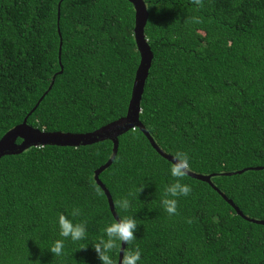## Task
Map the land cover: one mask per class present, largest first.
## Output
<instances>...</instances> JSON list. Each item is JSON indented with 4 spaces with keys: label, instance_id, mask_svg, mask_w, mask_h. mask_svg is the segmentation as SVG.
Instances as JSON below:
<instances>
[{
    "label": "trees",
    "instance_id": "16d2710c",
    "mask_svg": "<svg viewBox=\"0 0 264 264\" xmlns=\"http://www.w3.org/2000/svg\"><path fill=\"white\" fill-rule=\"evenodd\" d=\"M143 1L153 57L139 121L164 152H186L190 171L211 175V184L182 178L191 192L169 215L161 199L176 179L170 161L139 127L118 135L98 179L118 218L137 221L128 247L141 251V264H264V225L224 199L264 221V0ZM133 28L128 0H0V138L28 113L33 127L72 133L123 117L140 59ZM112 146L105 139L0 157V264H101L92 245L114 217L95 170ZM123 197L126 211L116 204ZM60 213L86 233L65 239L55 256L47 249L61 238ZM119 249L109 253L114 264Z\"/></svg>",
    "mask_w": 264,
    "mask_h": 264
},
{
    "label": "water",
    "instance_id": "95a60500",
    "mask_svg": "<svg viewBox=\"0 0 264 264\" xmlns=\"http://www.w3.org/2000/svg\"><path fill=\"white\" fill-rule=\"evenodd\" d=\"M128 1L132 4L134 8L133 35H134L137 51L139 52L140 59H139L138 67L135 71L131 94L125 115L116 120L108 122L93 131L83 132V133H72V132H61V131H45L33 127L26 123L27 115L29 114L28 113L23 118V121L21 123L13 126L11 129L5 132L3 136L0 138V157L4 155L19 154L30 147H40L45 145L75 147L79 145L95 143L105 139L111 140L113 144L111 156L104 164H102L95 170V180L97 184L101 186L107 197L109 208L114 219H118V216L115 213L111 196L108 190L102 184V182L98 179V174L103 169L108 167L109 164L114 159L118 147L117 136L130 128L139 127L148 138L152 147L165 159L169 161L172 160V155L164 152L157 146V144L154 142L153 138L150 136L148 131H146L144 126L139 121L141 96L143 93L144 83L148 75V70L151 65L153 54L147 42V39L145 38L144 35V26L148 16L146 5L143 0H128ZM59 55H60V49H59ZM60 67L61 68L59 72L62 71V66ZM52 83H53V79L51 81V84ZM38 103L39 101L37 102V104ZM37 104L33 107V109L37 106ZM18 138L20 139L19 142H17ZM261 168L262 167H252L251 169L258 170ZM244 170L245 169L238 170L237 173H241ZM233 173L235 172H230L226 174L231 175ZM188 175L193 178L206 181L211 184L210 182L211 175H202L191 171ZM224 199L235 209L237 214L243 217L244 219L264 225L263 220H257L246 217L239 210V208L235 206L232 200L226 198L225 196ZM123 247H125V244H122V248ZM121 256H122L121 249H119L118 264H120Z\"/></svg>",
    "mask_w": 264,
    "mask_h": 264
},
{
    "label": "clouds",
    "instance_id": "9594fccd",
    "mask_svg": "<svg viewBox=\"0 0 264 264\" xmlns=\"http://www.w3.org/2000/svg\"><path fill=\"white\" fill-rule=\"evenodd\" d=\"M193 3L199 4L200 0H193ZM169 167L170 175L176 179L166 187V195L161 199V204L165 212L174 215L177 211V199L175 198L186 197L191 192L189 185L181 183V179L186 177L191 170L189 155L182 151L175 152ZM116 204L120 209L126 211L130 206V201L127 197H123ZM77 214V211H73L72 216ZM56 223L59 228L58 235L61 238L54 240L47 250L55 256H60L64 251L65 239H71L73 242L82 240L85 237L86 226L83 223H75L70 216H66L64 213L58 214ZM137 230V221L130 216L113 219L104 229L106 239L102 237L92 245L101 264H114L109 253L117 247L121 249L122 253L120 264H141V251L128 247L137 239L135 235ZM122 244L127 246L122 248Z\"/></svg>",
    "mask_w": 264,
    "mask_h": 264
}]
</instances>
